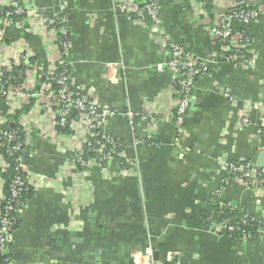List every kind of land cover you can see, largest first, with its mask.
<instances>
[{"label":"crops","instance_id":"obj_1","mask_svg":"<svg viewBox=\"0 0 264 264\" xmlns=\"http://www.w3.org/2000/svg\"><path fill=\"white\" fill-rule=\"evenodd\" d=\"M29 1L31 13L44 15L55 13L60 3L67 6L66 59L73 85L111 113L100 130L121 143L135 162V174H123L114 161L77 169V148L86 132L57 137L55 108L44 86L53 51L25 23L23 28L0 25L8 64L21 65L23 55L29 63L21 94L7 90L2 112H8L10 127L25 132L22 161L33 186V194L18 206L19 224L7 249L12 264H147L148 248L159 264L173 256L181 264H264V229L239 241L223 239L214 229L210 196L223 176L221 158L255 164L264 153V132H259L264 15L248 26L250 49L243 59L228 61L211 30L234 4L259 8L264 0H218L209 8L197 0H157L154 15L144 0ZM232 27L238 31L242 25L233 21ZM161 37L208 66L188 94L179 146L177 129L166 117L176 99L173 73L157 69L166 62ZM224 89L236 106L223 96ZM144 105L162 118L153 143L138 144L136 139L145 135ZM246 106L248 124L240 125ZM216 198L222 206L264 216V190L233 182ZM162 219L165 228L156 225Z\"/></svg>","mask_w":264,"mask_h":264},{"label":"built area","instance_id":"obj_2","mask_svg":"<svg viewBox=\"0 0 264 264\" xmlns=\"http://www.w3.org/2000/svg\"><path fill=\"white\" fill-rule=\"evenodd\" d=\"M204 2H213L214 4L218 0H203ZM145 9L151 12L153 15L157 13L159 5L157 0H144ZM29 5V6H28ZM33 5L29 0H0L1 9L13 8V13H5L3 17H0V25L4 27L15 26L16 28L25 27L24 23L39 36L43 41L44 45H47L53 51L54 62L50 65L48 73L45 75V87L49 93L50 105L55 108V115L59 118L57 124L60 127L68 125L70 131L77 137L83 129L86 132V137L82 140V144L77 148L75 157V163H79L81 166H86L89 162L82 160V145L88 144L87 137H94L98 135L101 124L107 115V113L101 110L98 105L93 101L92 98L85 95L78 88L74 87L70 66L67 62V51L69 48L68 39V13L67 6L64 3H60L55 13L50 16L31 13L33 11ZM234 8L230 7L226 14L219 16L217 21L213 24L212 37L216 39L221 45L225 52L228 53L226 59L228 61H235L239 58H245L247 52L250 49V42L243 37L241 29L248 27L260 14L264 15V7H259L256 11H244V3L234 4ZM17 17L13 19L12 16ZM22 17H19L21 16ZM236 21L242 25V28L236 31L232 27V22ZM3 28L0 29V83L5 73H10L12 67L22 66L24 69L20 72L22 80H26V75L29 72V63L27 62V55H23V62L21 65L10 66L5 53L7 47L3 44ZM161 47L166 53V62L163 66H158L157 69L161 70L163 67L170 70L173 73V81L171 89L176 95L174 104L172 105L171 111L167 113L177 129L175 143L179 146L182 142V125L184 120V114L188 107V94L193 86V82L197 77L204 76L208 72V66L197 58H192L186 51L176 43L169 42L165 37H161ZM6 48V49H5ZM232 51V54H230ZM234 51V53H233ZM60 67L63 71L59 74L56 70ZM56 83L60 89L58 92H54L51 89V83ZM23 89L22 84L8 85L6 91L0 90L1 96H8L7 90L13 92L16 95L21 94ZM222 94L228 99L229 103L236 106V99L231 94L229 89H224ZM71 110L76 111L77 118L68 122V117L71 114ZM149 105H144L143 111L140 114L141 120L145 123V135L136 139V143L147 144L148 141L153 140L152 136L154 133L155 124L161 119L160 113H155ZM250 107L243 108L240 116V125L248 124V111ZM8 112H0V141L6 143H12L15 141V133L9 129V121L5 116ZM159 115V118H158ZM126 116L132 118L133 114L127 112ZM165 117V116H164ZM79 124V126L77 125ZM56 125V123H55ZM95 132L97 134H95ZM260 133L264 132V117L262 118V124L260 125ZM25 134V132H24ZM61 134L57 137L60 138ZM106 142L114 148L116 144L109 138ZM1 146V145H0ZM22 146H25V135L24 144L16 143L7 150V155L12 156L13 154L23 153ZM113 152V149L112 151ZM97 159L102 163L104 161H113L111 156H102L101 149H97ZM120 155L124 158V161L128 165L127 169L121 170L123 174H135V162L132 158L127 157L124 151H121ZM18 167L21 172L24 173V179L22 177H15L11 185V194L8 199H4V196L0 198V254L7 252V246L11 243L12 233L14 232L13 226L15 219L17 218L18 197L20 193L26 190V187H33L31 184V174H29L26 166L23 164L21 155L16 159ZM94 162V161H91ZM96 163V162H95ZM219 171L222 173V179L219 183V188L211 194L217 197L224 187H228L233 182H238L246 187L264 190V169H259L251 161L247 162H230L227 159L219 160ZM9 167L8 162L4 159V156L0 154V172L3 173ZM68 193H66L67 195ZM5 203L1 210V203ZM16 206V207H15ZM253 215V214H252ZM248 215L243 214V218H247ZM256 218L255 216H253ZM258 220H264V216L256 218ZM229 219H224L221 224L214 225L215 231L219 234L223 229H227L229 232L233 231V228L229 226ZM259 229H264L261 227ZM241 238H244L242 235ZM144 257L148 259L147 264H159L154 262L151 255L150 248L145 250ZM8 264H12L11 261ZM167 264H181L179 258L176 256L171 257Z\"/></svg>","mask_w":264,"mask_h":264},{"label":"trees","instance_id":"obj_3","mask_svg":"<svg viewBox=\"0 0 264 264\" xmlns=\"http://www.w3.org/2000/svg\"><path fill=\"white\" fill-rule=\"evenodd\" d=\"M208 3V2H207ZM244 11H256L258 9V7H248L246 5H244ZM13 8H9L7 10L5 9H1L0 8V17H3L5 15V13L9 12V13H13ZM48 16V15H47ZM50 16V15H49ZM19 17H22L19 16ZM13 19H16L17 17H15L14 15L12 16ZM241 33L243 34V37L245 39H247L249 42L251 41V37L248 31V27H245L243 29H241ZM234 53V51H233ZM230 54H232V51H230ZM21 70L22 68L20 66L18 67H12L10 73H5L4 77L2 79V82L0 83V90H2L3 92L6 91V87H8V85H17L20 84L22 81L21 78ZM63 71V69H61L60 67H58V69L56 70V73L59 74ZM46 79V78H45ZM51 89L54 92H58V90L60 89V87L56 84V83H51ZM4 96H1L0 94V112L4 111ZM77 118V114L76 111L71 110V114L68 117V122L71 120H74ZM59 121V118L56 117V131L59 134H71L70 129L68 128V125L64 126V127H60L57 122ZM10 127V126H9ZM11 130V132L15 133V141H13L12 143H6L5 141H0V154H2L4 156V159L8 162L9 167L6 171H4L1 174V178L4 181V185H3V196L4 199H8L10 197L11 194V185H12V181L14 180L15 177H22L24 179L25 175L24 173L21 172L20 168L18 167V163L16 162V159L22 154L20 153V155L18 153L13 154L12 156L7 155V150L12 147L14 144L16 143H23L24 144V132L22 128L19 127H10L9 128ZM98 135L94 136V137H87V142L88 144H84L82 145V160L84 162H91L94 161L96 162L98 165L102 164V161L100 162L97 157V153L96 150L97 149H101V155L102 156H111L113 158V161L115 162V164L118 166L119 169L121 170H125L128 168V165L126 164V162L124 161V158H122V156L120 155L121 151H123V147L121 145V143L110 136L105 135L104 133L101 132V130L99 132H97ZM95 132V134H97ZM105 138H109L111 139L115 144L116 147L112 148L108 142H106V139H103L102 137ZM148 143H153V140L148 141ZM25 146H22V150H24ZM113 149V152H111ZM77 165V169L80 170L81 166L79 163H75ZM33 194V189L31 187H26V190L23 191L22 193H20V196L18 197V203L21 204L23 203L28 197H30ZM211 198H214V201L211 202L213 210L215 211V222L214 225H218L221 224V222L224 219H229V226H231L233 228V231L229 232L227 229H223L219 235L227 240V241H239L240 238L242 237V235L244 237L252 235L253 233H255L257 231V229L264 227V220H258L256 218L253 217L252 214H250L247 210L240 208V207H235V206H222L221 204H219L218 201H216V197L210 195ZM5 203H1V210L3 209ZM16 207V206H15ZM243 214L248 215V217L245 219L243 218ZM19 221L18 218L15 219V223L13 226V230L15 231L18 227ZM10 244L7 246L9 247ZM8 249V248H7ZM11 261V258L8 254V251L5 253H1L0 254V264H8V262Z\"/></svg>","mask_w":264,"mask_h":264},{"label":"water","instance_id":"obj_4","mask_svg":"<svg viewBox=\"0 0 264 264\" xmlns=\"http://www.w3.org/2000/svg\"><path fill=\"white\" fill-rule=\"evenodd\" d=\"M197 2L200 3L202 7L209 8L212 6L210 3L204 2L203 0H197ZM255 166L259 169H264V153L258 156V160L257 163H255ZM167 224H168L167 221L163 219L156 222V225L159 228H163V227L165 228ZM154 230L157 231L158 229L157 230L154 229Z\"/></svg>","mask_w":264,"mask_h":264}]
</instances>
